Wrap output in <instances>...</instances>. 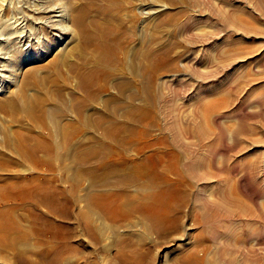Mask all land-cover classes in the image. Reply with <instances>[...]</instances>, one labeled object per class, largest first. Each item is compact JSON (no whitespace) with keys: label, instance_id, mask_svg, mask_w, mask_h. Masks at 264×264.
<instances>
[{"label":"rangeland","instance_id":"1","mask_svg":"<svg viewBox=\"0 0 264 264\" xmlns=\"http://www.w3.org/2000/svg\"><path fill=\"white\" fill-rule=\"evenodd\" d=\"M114 1L113 12L120 19L114 24L127 29L119 55L124 64L112 66L98 81L94 97L87 103L90 110L85 112L93 117L99 112L109 113L116 105L130 107L126 98L136 94L138 77L134 66L139 60V99L146 119L138 124L137 132L146 129L147 133L134 136L135 141H170L174 122H180L178 127L195 126L205 124L206 116H213V123L208 124L214 127L210 137L215 142L213 150L202 151L198 135L183 136L190 150L203 153L210 177L200 178L202 168L198 170L200 175L193 174L192 183L183 188L185 201L172 206L177 224L168 228L129 211L140 203V195L150 192L142 181L128 184L136 197L125 201L123 209L128 215L123 218L111 219L93 207L96 195L111 192L115 189L114 181L121 177L118 172L112 173L108 165L116 149L106 138L92 141L80 134L75 138L80 157L91 143L97 148L88 166L104 173L99 178L105 179L104 185L90 179L78 182L77 176L84 170L81 166L65 171L30 164L10 168V172L17 170L23 176L36 171L55 177L57 184L71 192L74 205L71 215L64 220L49 213L47 206H38L41 213L69 227L72 235L74 248L61 251L57 246L61 257L56 264H188L183 260L188 250L202 261L200 264H264V0ZM59 2L71 10L79 1L0 0V57L6 58L0 59V90H4L0 100L24 86L32 101L43 95L49 96L51 103L63 99L69 108L66 117H70L71 105L85 96L69 67L80 62V38L74 32L60 37L61 30L45 24L48 14H44L43 7ZM66 21L69 25L68 18ZM21 27L28 31L20 39L19 32H15ZM54 61H59L56 70L51 66ZM154 63L157 70L152 72L150 66ZM36 70L40 71L37 78L42 80L56 74L54 84L48 81L37 85L33 78ZM151 114L153 118H149ZM24 121L30 123L27 118ZM51 122L50 128L59 132L56 140L60 142V133L67 125L62 121V129ZM14 128L8 113L0 109V149L7 150L8 155L12 151L5 144L3 132L10 135L13 145ZM79 129L98 135L102 131L91 122L80 123ZM230 139H238L236 147ZM146 153L145 150L137 154L134 145L127 149L130 158ZM9 156L17 157L14 153ZM54 162L58 164L56 158ZM225 194L238 200L231 201ZM16 201L13 216L20 231L0 230V264H52L50 259L56 250H51L47 259L41 255L45 248L56 249L51 233L45 232L40 243L26 204Z\"/></svg>","mask_w":264,"mask_h":264},{"label":"bare ground","instance_id":"2","mask_svg":"<svg viewBox=\"0 0 264 264\" xmlns=\"http://www.w3.org/2000/svg\"><path fill=\"white\" fill-rule=\"evenodd\" d=\"M78 1V3L70 7L72 8L71 10H69V8H67L68 6H65L63 2L56 3L47 8L43 7L44 14H48L45 18V24L54 27L58 31L61 30L60 37L74 32L80 38L78 46L80 57L77 56L80 58V62L71 64L69 67L70 70L75 73L78 87L84 92L85 96L80 100H76V103L71 105L73 114L70 115V117H66V112L69 108L63 99L59 102L51 103L48 98L49 96L43 95L32 101L24 86H21V89H17L15 93L8 92L9 94L0 100V109L8 113L12 120L13 127L15 126V130H13L15 143L10 145V135L8 136L5 131L3 132L4 141L6 145L10 146L11 153L17 156L10 157L9 155L11 153L8 155V153H5L7 150L4 152V150L0 149V169L4 171V173L3 171L0 172V230L9 232L14 230L20 231V225L13 216L14 201L19 199L26 204L25 206H27L29 217L33 224L36 225L35 231L39 237V242H42V235L45 232L51 233L56 249L45 248L46 250L42 252L41 255L44 259H47L50 251L56 250L54 253L52 252L53 257H50L51 262H49L52 264L57 263L59 256L61 257V251L74 248L71 245L72 235L69 227L59 221H55L56 219L53 220L50 215L41 213L38 206H47L49 213H54L64 220L71 215L72 205H74L71 192L61 187V184H57L55 177H48L36 171H33L34 173L31 175L26 174L23 176V173L21 174L17 170L14 173L10 172V168L26 167L30 164V166L33 165L35 168L45 165L48 170H55L58 168L60 171H65L78 169L81 166L84 167V170L77 176L78 182L90 179L95 184L104 185L106 182L105 179H99L103 177L104 173L96 168L88 166L97 148L91 143L86 154L80 157L79 143L75 141V138L79 134L92 141L97 138H106L116 149L113 155H110L108 165L112 173L117 174L118 172V175H121V177L117 176L119 178L114 181L115 184L113 185L115 189L111 192L103 191L96 195L92 202L93 207L99 209L111 219L123 218L127 214L123 209L125 201H132L136 197L134 191L127 188L128 184L142 181L144 187L149 189L150 192L140 195V203L132 206L129 211L138 212V214L147 219L157 220L161 226L169 228L177 224V216L173 213L172 206L177 203L181 204L185 201V190H183V188L187 186L188 183H192L191 177H193V174L200 175L201 173H199L198 170L202 168L204 172L201 174L202 176H200V178L208 179L210 177L209 171H207L208 168H205L208 162L205 166L203 163L205 162L203 161L205 159H202L203 153L198 152V154H196L197 152L195 153L192 149L190 150L183 136H200V140L197 139V141H199L198 146L202 151H206V149L208 151L213 150L215 144V142H213L214 140H210V137L214 134V127L208 126L209 123H213V116H206L205 124L198 123L199 125L195 124V126L178 127L177 124L180 122H174L176 125L171 128L170 141L165 138L147 140L142 144H138L135 141L134 136L138 134L145 135L147 133L146 129H142V132H137L138 124L141 125V123H144L145 118L143 116L144 109L142 100L139 99L142 89L139 60L136 61V65L134 66L136 76L138 77V80L136 79V94L129 95L126 98V100L128 99V102H130V107L116 105L110 108L109 113L99 112L93 117L85 112L86 109L90 110L87 103L90 102L89 99L94 97L98 81L107 75L110 68L112 70V66L124 64V60H122L119 55L123 50L121 42L122 37L127 29H125L123 25L119 26L114 24L115 21L117 22V19H119L115 16V11L113 12L116 6L114 0ZM55 17H58V19L54 20L53 18ZM67 18L70 21L69 25L66 23ZM42 22L44 23V21ZM27 31L28 30H26V32ZM18 32V37L20 39L26 37L24 28L21 27V29L15 33ZM29 34H31V32ZM0 53L2 54V52ZM0 59L6 58L0 57ZM58 62L59 61H54L51 63V66L55 68V70L59 68ZM1 63L3 64V62H0V65L3 67ZM150 69L152 72L157 70V64L154 63L151 65ZM38 71L39 70H36L34 72L35 76H33V78L35 77L34 82L37 85H41L48 81L53 82L52 85L54 84L55 78L57 77L56 74L49 80H42L37 78ZM2 91L4 90H0L1 94ZM74 92L75 91H73V93ZM50 108L51 112L49 113ZM107 109H109V107ZM193 114L197 117L196 113ZM146 117L148 118V116ZM153 117L152 114L149 115V118ZM24 118H27L30 123L25 122ZM51 121L54 123V126L62 129V121L67 125L66 130L60 133V142L56 140V137H59V132L51 130L50 128ZM89 122L95 126L101 127V134L98 135L95 132H89L87 130H83L82 132V130L79 129L80 123L86 124ZM181 122H183L182 119ZM104 124L107 125L104 126ZM43 130H46V132H43ZM230 140H233V146L235 147L237 143H239L238 139ZM129 145L136 146L137 154L145 150L147 153L143 157L130 158L127 156ZM113 146L111 148H113ZM53 158L54 160L56 158L58 162L57 165ZM63 160H67L68 162L62 163ZM23 170L25 171V169H22V172ZM106 173L109 172L107 171ZM198 190H200V188ZM231 195L225 194L224 197L236 202V200H238L237 197ZM212 209L214 208L212 207ZM255 215H257V213ZM241 216H243V214ZM12 234H14V232ZM24 238H26V235ZM5 240L6 239H4V241ZM2 242L3 240L1 239L0 243ZM185 254L183 256L184 262L188 264L202 263V261L194 255L192 250H188Z\"/></svg>","mask_w":264,"mask_h":264}]
</instances>
